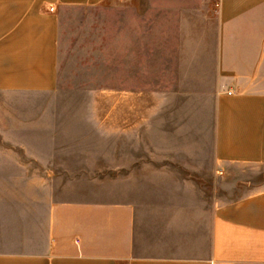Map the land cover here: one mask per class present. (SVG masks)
I'll return each instance as SVG.
<instances>
[{"label": "rangeland", "instance_id": "1", "mask_svg": "<svg viewBox=\"0 0 264 264\" xmlns=\"http://www.w3.org/2000/svg\"><path fill=\"white\" fill-rule=\"evenodd\" d=\"M217 10L133 0L61 11L56 90L0 93V251L27 250L67 201L134 204L141 256L206 252L215 204L264 184L263 166L214 162Z\"/></svg>", "mask_w": 264, "mask_h": 264}, {"label": "crops", "instance_id": "2", "mask_svg": "<svg viewBox=\"0 0 264 264\" xmlns=\"http://www.w3.org/2000/svg\"><path fill=\"white\" fill-rule=\"evenodd\" d=\"M115 1L133 0H0V93L55 91L61 11ZM217 9L214 162L222 170L264 167V0H217ZM137 210L129 203H53L38 241L21 252L0 251V264H264V184L215 204L201 256L137 254Z\"/></svg>", "mask_w": 264, "mask_h": 264}, {"label": "built area", "instance_id": "3", "mask_svg": "<svg viewBox=\"0 0 264 264\" xmlns=\"http://www.w3.org/2000/svg\"><path fill=\"white\" fill-rule=\"evenodd\" d=\"M51 11H53V9H51Z\"/></svg>", "mask_w": 264, "mask_h": 264}]
</instances>
